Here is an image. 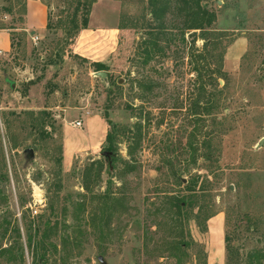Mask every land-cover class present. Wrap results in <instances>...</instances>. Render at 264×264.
Here are the masks:
<instances>
[{
  "label": "rangeland",
  "instance_id": "obj_1",
  "mask_svg": "<svg viewBox=\"0 0 264 264\" xmlns=\"http://www.w3.org/2000/svg\"><path fill=\"white\" fill-rule=\"evenodd\" d=\"M28 1L48 10L37 41L22 31ZM73 2L0 0V264H36L26 225L47 219L57 253L39 264H264V0H202L215 16L202 32L174 10L157 30L148 0H81L105 80L72 55ZM189 196L175 229L168 200Z\"/></svg>",
  "mask_w": 264,
  "mask_h": 264
},
{
  "label": "trees",
  "instance_id": "obj_2",
  "mask_svg": "<svg viewBox=\"0 0 264 264\" xmlns=\"http://www.w3.org/2000/svg\"><path fill=\"white\" fill-rule=\"evenodd\" d=\"M202 0H148V5L150 6V17L152 21L155 23V28L159 31H165L164 30V17L167 11L174 10L175 13L178 16H183L185 18L183 22V31H200L202 32L204 30V27L210 26L214 22L215 16L212 13H209L204 8L201 7L200 3ZM85 2L89 3L90 5L94 3V0H85ZM172 6H171V3ZM74 12L71 17V20L68 23L67 27L70 29L69 31L77 30L75 33V36L79 33L80 30L86 29L87 25V10L85 5H81V0H74ZM80 9H83L84 11L81 13V23L80 25L77 24L76 18L77 14L79 13ZM47 27H49V24H47ZM79 28V29H78ZM153 28H150V32L153 33ZM67 33V32H66ZM74 36V37H75ZM153 36V35H152ZM154 37V36H153ZM154 39V38H153ZM147 38L145 41V47L148 48L146 50V54L152 53L153 46H155V39ZM12 45V44H11ZM76 57V56H75ZM78 58V57H76ZM80 59V58H78ZM81 61L87 62L86 60L80 59ZM90 66H92V71L94 73L97 72H106L107 67L104 64L101 63H90ZM34 82L30 81L27 83V85H33ZM208 107V106H207ZM208 109V108H206ZM110 127L113 129L114 126L110 124ZM111 133H107L105 137V142L108 144V149L111 150L113 148V144L111 141ZM91 168H88L84 172V176L86 181L91 178ZM99 176V173H96L94 176V179H96ZM87 184L83 185V189L87 192L88 188L86 186ZM196 183L188 184L186 187V191L194 192ZM201 189V188H200ZM48 198V210L50 211V215L53 216L54 214V208H55V201L53 198ZM104 199V200H103ZM115 201L114 198H112L110 192H105L102 196V207L110 206ZM197 201H194L191 196L187 198H177L172 197L170 200H168V205L170 210L172 211V224L175 229H177V226L180 225V217L182 215L181 211L185 208H189L192 210L193 208L197 207L196 205ZM74 209H79L84 211V203H75L73 204ZM198 210H201V208H197ZM211 216H207L206 219H210ZM56 225L54 223L51 224V220L47 219L44 224L42 231H34L32 233V222H27L26 230H27V240H28V247L31 248V251L34 255V258H36V264H39L41 261L42 263H45L48 261V258L53 253H57V246L50 243V239L52 237L56 236ZM16 235L19 236L18 230H16ZM35 237H37V241H35ZM73 237L69 234H66L63 232L62 236L60 237V249L61 252V260L62 263H65L66 258V252L67 246L71 244L73 241ZM226 241V238H225ZM182 245L180 242H175L171 244L170 250L171 255L175 256V252H179L182 250ZM7 253V250H1L0 255H4ZM253 260H255V256L253 254H249L247 256V264H253Z\"/></svg>",
  "mask_w": 264,
  "mask_h": 264
},
{
  "label": "crops",
  "instance_id": "obj_3",
  "mask_svg": "<svg viewBox=\"0 0 264 264\" xmlns=\"http://www.w3.org/2000/svg\"><path fill=\"white\" fill-rule=\"evenodd\" d=\"M47 15L48 10L44 4H42L39 1H28L25 4V13L23 16V25L24 28L22 29L23 32L27 31V28L29 29V35L36 37L38 33L41 32V30H44L47 25ZM118 29V28H117ZM115 29V30H117ZM101 30L95 29L93 31L92 29H83L78 34V38L75 41V45L72 50V55L86 60L91 63H101L104 64L102 61L104 60L105 53L102 52V54L95 53V46L94 44H90L92 41V38H94L95 33L99 32ZM105 46V45H104ZM11 49V43H10V37L9 34L5 31L0 32V52L1 53H9ZM101 49H107V46L99 48ZM107 51V50H106ZM110 50H108V53ZM105 65V64H104Z\"/></svg>",
  "mask_w": 264,
  "mask_h": 264
},
{
  "label": "water",
  "instance_id": "obj_4",
  "mask_svg": "<svg viewBox=\"0 0 264 264\" xmlns=\"http://www.w3.org/2000/svg\"><path fill=\"white\" fill-rule=\"evenodd\" d=\"M94 75L98 78H100L101 80H105L106 78V73L104 72H97V73H94ZM10 86H12V84H10ZM264 140H261L258 144V147H260L262 145ZM25 154H26V159L29 160L32 158L33 154H32V151L31 150H25ZM104 156L107 157V154L105 153ZM98 261L100 262V264H103L102 262V259L101 258H98Z\"/></svg>",
  "mask_w": 264,
  "mask_h": 264
},
{
  "label": "built area",
  "instance_id": "obj_5",
  "mask_svg": "<svg viewBox=\"0 0 264 264\" xmlns=\"http://www.w3.org/2000/svg\"><path fill=\"white\" fill-rule=\"evenodd\" d=\"M33 40H34V41H37V38L34 37ZM0 55H1V52H0ZM76 125L79 126V123H77Z\"/></svg>",
  "mask_w": 264,
  "mask_h": 264
}]
</instances>
